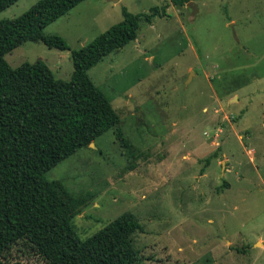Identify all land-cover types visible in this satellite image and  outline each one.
Listing matches in <instances>:
<instances>
[{
    "label": "rangeland",
    "instance_id": "rangeland-1",
    "mask_svg": "<svg viewBox=\"0 0 264 264\" xmlns=\"http://www.w3.org/2000/svg\"><path fill=\"white\" fill-rule=\"evenodd\" d=\"M37 1L18 0L0 19ZM163 5L165 17L140 22L134 41L87 72L133 155L115 127L44 176L83 198L72 219L80 239L132 213L142 227L135 264H264V0H83L43 30L67 50L27 41L4 60H41L68 81L70 51L121 22L123 9ZM17 249L6 264H42Z\"/></svg>",
    "mask_w": 264,
    "mask_h": 264
},
{
    "label": "trees",
    "instance_id": "trees-1",
    "mask_svg": "<svg viewBox=\"0 0 264 264\" xmlns=\"http://www.w3.org/2000/svg\"><path fill=\"white\" fill-rule=\"evenodd\" d=\"M18 0H0V12ZM83 0H39L13 19H0V264L12 251L31 253L42 264H135L132 236L141 232L137 218L125 212L105 227L80 239L72 219L84 205L62 182L45 173L115 128L123 152L133 155L131 143L117 127L111 104L88 77L103 57L136 39L139 23L166 16V6L145 14L122 10L121 22L83 47L70 51L73 71L68 81L55 79L38 60L11 68L4 55L24 42L59 51L68 49L46 26ZM190 0H169L182 6ZM215 153L205 159L207 165ZM226 185V184H225Z\"/></svg>",
    "mask_w": 264,
    "mask_h": 264
},
{
    "label": "water",
    "instance_id": "water-1",
    "mask_svg": "<svg viewBox=\"0 0 264 264\" xmlns=\"http://www.w3.org/2000/svg\"><path fill=\"white\" fill-rule=\"evenodd\" d=\"M195 11V10H194ZM90 145H92L91 143L88 145V146H90Z\"/></svg>",
    "mask_w": 264,
    "mask_h": 264
}]
</instances>
